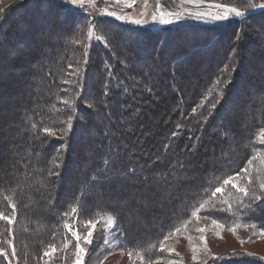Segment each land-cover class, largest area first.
Here are the masks:
<instances>
[{
  "label": "trees",
  "instance_id": "1",
  "mask_svg": "<svg viewBox=\"0 0 264 264\" xmlns=\"http://www.w3.org/2000/svg\"><path fill=\"white\" fill-rule=\"evenodd\" d=\"M13 8L0 15V26L7 23ZM55 8L62 7L58 4ZM61 10L67 16L59 22L71 24L65 25L66 31L61 33L54 23L50 30L44 29L49 37H60L63 43L37 38L36 30H29V19L22 20L26 30L12 37L6 35L7 30H13L11 17L7 30H0L3 47L11 38L48 49L46 54L30 52L15 64H26L30 69L13 86L15 93L20 91L19 97L6 93L0 105L4 112L15 110L13 131H21V136L16 131L19 137L6 133L12 154L10 165H3L8 174L0 177V212L11 216V203L16 205V214L11 234L8 222L0 220V249L7 251L13 243L21 251L20 257L27 251L32 264H41L48 246L57 247L68 240L65 222L96 221L110 215L115 218L122 248L154 253L161 237L191 219L201 204L205 207L198 215L212 217L225 227L241 221L264 230V199L253 201L242 193L230 192L227 186L222 194L212 195L224 179L246 168L261 149L254 139L257 130L264 127V74L248 77L244 63L251 51L247 49L244 57L232 54L231 48L244 22L263 20L264 12L211 26L145 27ZM90 25L100 39L91 41L86 54ZM257 29L254 23L251 30L262 44L264 34ZM196 57L206 62L198 63L204 67L201 71L190 67ZM259 59L264 65V53ZM245 106L252 113L262 112L258 121L247 123L246 131L228 118L224 125L218 120ZM129 113L132 118L124 122L121 116ZM45 128L63 136L45 132ZM110 131L118 136L112 138ZM226 138L233 141L235 151L230 150ZM173 164L175 176L168 174ZM146 166H151L152 188L176 197L175 207L167 208L160 222L147 231L138 218L127 220L126 209V216L114 212L128 201L114 185L132 177L140 181L137 175ZM161 173L168 177L166 181L160 179ZM192 175L194 179L189 178ZM260 177L252 178L257 192ZM221 197L226 200L220 202ZM128 204L133 206L130 200ZM72 208H78V214L72 213ZM129 222L133 225L128 229ZM133 226L141 228L138 236ZM233 254L209 264H263L255 256ZM0 264H5L4 257H0Z\"/></svg>",
  "mask_w": 264,
  "mask_h": 264
},
{
  "label": "rangeland",
  "instance_id": "2",
  "mask_svg": "<svg viewBox=\"0 0 264 264\" xmlns=\"http://www.w3.org/2000/svg\"><path fill=\"white\" fill-rule=\"evenodd\" d=\"M54 1V2H53ZM0 0V15L5 13L8 9L13 8V13L10 14V20L13 21L14 25L12 27V31L8 32L6 29L8 22L10 21L9 18L7 23L5 22L3 26H0V30L2 33L4 31L6 35H10L12 37L14 34H18L20 32H24L26 29L24 27L23 21L29 19L31 28L29 30H36L37 38H45L47 42H51L52 44L57 43V40L60 41V37L58 39L54 37H49L46 33V29L50 30L53 28L52 23L54 25H59L61 33L66 31L65 25L69 24L67 22H59L62 20L63 17L67 16L63 12H61L62 8L64 11H75L84 13L87 17L94 16V17H106L110 19L117 20L123 24L129 25H137V26H145V27H155V26H179L183 24H201L200 20L197 17H183L180 16L179 19L175 20V23L165 25L160 24L159 20V12L156 13L154 11L155 3L153 0H148L144 2H134V3H125L123 0H82V3L79 2L76 5H71L66 2V0ZM176 4L182 3L185 7H190L193 9H206L204 5H200V2L207 3V4H221L230 7H236L238 10L248 11L251 8L252 4H261L264 3V0H172ZM50 2V3H49ZM59 4L60 10L55 8L56 5ZM16 5V7H15ZM55 5V6H54ZM132 5V6H130ZM162 10L167 13V7H162ZM30 13L32 15H30ZM30 15V17H29ZM157 16V21L152 20V16ZM232 16V15H230ZM29 17V18H28ZM93 18V17H92ZM246 18V17H244ZM243 18V19H244ZM69 19V18H68ZM242 19V18H238ZM140 20L142 21L141 24L133 23L132 21ZM236 19H230L227 21H232ZM246 20V19H245ZM226 22V21H225ZM224 23V22H217ZM245 24L239 28V31L236 33L232 49V54L236 53L238 55L244 56L247 53L246 50L249 49L251 51L250 55H248V59L244 63L247 71L248 77L251 79L256 77V73L264 74L263 70V63L259 59L264 53V43L260 44L258 42V37H256L255 33L251 30L253 29L254 23L258 27V31L260 34H264V19L263 20H256V21H246ZM71 25V24H69ZM64 26V27H63ZM44 27L46 29H44ZM77 27L74 26V29ZM39 29V30H38ZM79 29V28H77ZM72 30V29H71ZM257 31V32H258ZM60 32V31H59ZM88 38H87V48L86 54L88 53V47L91 44V41L98 38V33L95 32L90 25L88 27ZM78 33V32H77ZM246 33V34H245ZM123 35H126L124 32ZM36 38V36H34ZM70 37V36H69ZM68 37V39H69ZM213 36H210L211 40ZM62 39V38H61ZM67 39V40H68ZM244 39L245 47L241 45ZM63 40L65 44H69L70 41ZM255 42L254 44H250V41ZM249 43H248V42ZM252 42V43H253ZM63 43V42H62ZM71 43V42H70ZM4 44L0 42V105L3 104L6 93H11L10 96L19 97L20 91L15 93L13 86L18 83L21 78V74L30 69V67L26 64L23 66H18L15 64H19L23 59H25L30 52L33 51H41L45 54L48 52L46 45L42 47H38L35 42H25L19 41L16 42L14 39L9 40L7 46L3 47ZM13 46V47H12ZM232 46V47H233ZM10 47V48H9ZM16 49H15V48ZM13 48V50H12ZM15 49V50H14ZM235 49V50H234ZM139 55H142L141 52H137ZM240 56V57H241ZM239 57V58H240ZM234 60L233 58H230ZM241 58L238 60L240 61ZM206 63L205 60L199 59L196 57L192 60L191 69L195 71H201L204 67L199 65L198 63ZM29 67V68H28ZM149 70H152L153 67L150 65L147 66ZM192 70V71H193ZM258 77V76H257ZM190 79V78H189ZM18 81V82H17ZM248 88V87H247ZM251 91V90H249ZM248 92V90H247ZM242 91L241 94L242 95ZM248 95H252L247 93ZM9 99H12L11 97ZM7 98V99H8ZM18 99V98H17ZM26 99V98H24ZM18 101V100H17ZM22 104H24L25 100H21ZM3 109V108H2ZM0 109V177L3 175L8 174V170H3V165H10V158L12 154V150L10 149V138L7 136V131L10 132L12 135H16V131L19 132V136H21V131L19 128L13 131L14 120L11 117L14 115L15 110L12 108H8L5 110ZM264 113V106L262 108ZM138 111L135 109V112ZM262 113V112H261ZM261 113H252L250 107H246L241 111H237L236 113L232 114L231 112L227 113L226 116H219L218 120L222 125L226 124V118L228 121H232L231 124L239 126L241 129L246 131L247 126L250 124L251 119H254L253 122L259 120V117L262 116ZM133 116L132 113L124 114L121 116V119L124 122L129 121ZM109 121H112L111 117H108ZM96 122L100 124V118H96ZM249 122V124H247ZM258 124H260L258 122ZM232 126V125H231ZM227 129V125L225 126ZM92 126L90 127V129ZM107 130V128H105ZM226 129V130H227ZM230 129V128H229ZM13 131V132H12ZM257 134L255 136L254 141L256 140V144L260 146L259 152H256L251 159V164L248 163L246 168L248 169L247 173L237 172L240 173V176L236 178L235 182L238 183L241 187H249L252 188V178L253 175L261 176L260 182H264V143L261 142L262 135H264V127L257 130ZM57 131H50V133H54V135H62L56 133ZM81 133V132H80ZM118 133L116 131H110V135L113 137H117ZM228 135H231L228 133ZM16 135V137H19ZM100 138V137H99ZM98 139V137H95ZM226 143L230 145V150L235 151V148L231 144L233 141L226 138ZM197 148V145H195ZM210 148V147H209ZM91 148L87 150L88 155L91 154ZM210 151V149H208ZM179 164V163H178ZM172 169L169 170L168 174L175 176L174 172H177L176 165L171 166ZM172 170V172H171ZM150 171L151 166H146L143 168L142 172L137 175L141 177L140 181H136V177H132L131 180H120L116 183V188L119 192H123V195L126 197V200H130L133 202V206L128 204V201H125L124 206L121 209L114 210L115 213L125 215L124 210L126 209L128 212L127 220L130 221V216L133 219H139V224L144 226L143 229L147 231V228L156 225L159 221V217L165 212L168 208H174V202L176 201V197L173 193L174 197L171 195H167V193L157 190L151 181H150ZM9 172L10 169H9ZM232 175L236 177V174ZM149 174V175H148ZM160 179L165 180L168 179L166 175H160ZM171 176V178H172ZM170 177V175H169ZM195 178V175L192 177ZM174 180V178H172ZM249 179L251 180V184H249ZM180 180V178L178 179ZM174 183V182H173ZM109 187V186H108ZM227 187L231 190L230 192L236 193V190L231 187V184L227 185ZM110 188V187H109ZM140 190V192H138ZM170 190V189H169ZM170 192H172L170 190ZM118 193V192H117ZM222 194V193H220ZM229 194H226V196ZM170 196V197H169ZM174 199V200H173ZM221 200H226L225 197L220 198ZM128 205V206H127ZM264 207V205H263ZM110 215H105L103 217H99L96 221V228L93 230V242L91 245H87L83 241V236L87 234L89 228L87 227V221H77L73 219L69 224L72 231H77L81 235V246L86 249L85 254L81 257V264H167V261L172 260L175 261L176 264H209L213 261V257H221L227 253H244L247 255H252L257 257L261 260L264 264V230L257 228L253 225L244 224L241 221L235 222L231 226L217 228L213 225L212 220L214 218L206 216V215H198L192 216L187 222L179 224L174 230L165 234L159 240L158 246L156 247V251L150 253H141L136 250H132L129 248H122L121 241L122 238L119 236V232L117 230L116 221L115 225L111 228L107 225L106 221L108 220ZM112 217V216H111ZM115 219V218H114ZM132 219V220H133ZM218 221V220H217ZM137 221H135L136 223ZM137 222V224H138ZM219 222V221H218ZM64 223V224H65ZM220 223V222H219ZM13 224V223H12ZM10 225V229L12 230L13 225ZM130 225H133L132 222H129L127 226L128 229ZM147 225V226H145ZM139 227V226H138ZM133 226V230L135 231L136 235H139V228ZM235 228V232H231L229 228ZM197 228H204L205 231L203 233H198L196 231ZM66 229V228H65ZM141 229V228H140ZM176 229H179L177 232ZM67 231L68 240L65 243L60 244V246H48L43 252V263L41 264H76L77 260V250H76V240L75 237L72 235V231ZM204 237V240L200 239V236ZM131 236V234H130ZM168 239H165V237ZM135 237V236H134ZM191 237V240H189ZM105 239L108 243H105ZM25 240V239H24ZM161 242H163L164 249L161 250ZM243 242V243H242ZM26 245L29 244L28 241L24 242ZM67 244V247H65ZM195 246L196 251V260H193V251L192 248ZM15 249V256L12 255V250ZM171 248L173 251H168ZM207 248V251H205ZM26 251V250H25ZM7 253V259L4 258L5 264H32L31 260L28 258L29 253L26 251L25 254H22L20 257V252L13 243H10L8 250L5 251ZM49 252L51 253L50 256H45L44 253ZM129 252H132L131 258L129 257ZM137 253H140L138 256ZM19 254V256H18ZM144 254V255H143ZM143 257V262L141 261L140 257ZM36 264V263H33ZM37 264H40L37 262Z\"/></svg>",
  "mask_w": 264,
  "mask_h": 264
},
{
  "label": "snow or ice",
  "instance_id": "3",
  "mask_svg": "<svg viewBox=\"0 0 264 264\" xmlns=\"http://www.w3.org/2000/svg\"><path fill=\"white\" fill-rule=\"evenodd\" d=\"M66 2L71 4V5H76L78 3V0H66ZM79 2L82 3V0H79ZM117 2H118V0H117ZM134 2H135V0H133V3ZM145 2H146V0H145ZM130 6H132V5H130ZM217 7H218V9L220 8V6H217ZM251 8L252 9H255V8L264 9V3L252 4ZM154 11L159 12L160 15H159L158 22L160 24H162V25L163 24H171V23H173L174 21L169 18L171 16L175 15L176 19L180 18L179 15H177L175 13H171V12L165 13L162 10V7H160L159 5H157L155 7ZM204 15H205L204 13H198L197 14L198 18L202 17ZM230 15H234L236 17H240V16H244L245 13L242 12V11L237 10L236 7H230V8H226V9H223L221 11H218V13L216 15L211 16V20L214 21V22L215 21L228 20ZM152 20L153 21H157V16L153 15L152 16ZM132 22L136 23V24H141L142 23V21H140V20H135V21H132ZM97 39H100V38L98 37ZM65 83H66V81H65ZM218 83H219V81H218ZM63 102L65 104L68 103L67 101H63ZM213 107H215V104H213ZM193 112H195V109H193ZM43 131L50 132L51 130L48 129V128H45V129H43ZM173 135H175V133H173ZM261 142L264 143V135H262ZM249 164H251V160H249ZM240 171L243 172V173H247L248 169L244 168V169H241ZM239 176H240V173H237L236 177L229 176L227 179H224L223 184L220 187H216L214 192L212 193V195L215 196L218 193H222L224 191V186H227V185L231 184V187L233 189H235L236 192L242 193L244 197H250V199L253 200V201H261L262 199H264V182H261L259 184V192H257L254 188L250 189L247 186L246 187H241L238 183H236L235 180ZM249 184H251V180L250 179H249ZM8 199H9L8 197H5V200H8ZM240 202L243 203L242 200ZM9 207L12 208V215L9 216V215H5L3 212H0V220H5V221L8 222L9 225H11L13 223L14 219H15L16 205L10 203ZM204 207H205L204 204H201L200 208H198L196 211L192 212V216H194V217L197 216L198 212L201 209H203ZM248 207H251V204H249ZM71 211H72V213H76V214H78V212H79L78 208H72ZM65 215H67V213H65ZM106 223L109 226V228H111V227H113L115 225V219L113 217L109 216V218L106 221ZM212 223L217 228H223L224 227V225L222 223H219L216 219H213ZM64 227L66 229H68L69 231H72V229L70 228L69 224L65 223ZM87 227L89 228V230H88L87 234L83 236V241H84L85 244L91 245L92 242H93V230H95V228H96V222H94L92 220H88L87 221ZM253 227H255V225H253ZM228 230L233 232V233L235 232V228L234 227L233 228H229ZM11 231L12 230L9 229V234H11ZM176 231L178 232L179 229H176ZM196 231L198 233H203L205 231V229L204 228H197ZM72 235H73V237H75V240H76V250H77L76 264H81V257H82L83 254H85L86 249L81 246L80 241H81L82 237H81L80 233L77 232V231H72ZM165 239H168V237L166 236ZM200 239L204 240V237L201 235ZM189 240H191V237H189ZM104 242L108 243V241L106 239H105ZM65 247H67V244H65ZM163 249H164V245H163V242H161V250H163ZM168 251H173V249L169 248ZM192 251H193L192 259L196 260L197 257L195 255V251H196L195 246H193ZM205 251H207V248H205ZM12 255L15 256V249L14 248L12 250ZM44 255L45 256H50L51 253L45 252ZM137 255L139 256L140 253H137ZM233 255H239V254H235L234 253ZM131 256H132V252H129V257L131 258ZM0 257H4L5 259L8 258L7 257V253L5 252L4 249H0ZM140 258H141V261L143 262L144 258L142 256ZM212 259L215 262V261L221 260L222 257H213ZM167 264H176V262L172 261V260H169V261H167Z\"/></svg>",
  "mask_w": 264,
  "mask_h": 264
},
{
  "label": "water",
  "instance_id": "4",
  "mask_svg": "<svg viewBox=\"0 0 264 264\" xmlns=\"http://www.w3.org/2000/svg\"><path fill=\"white\" fill-rule=\"evenodd\" d=\"M164 1H167V0H164ZM200 5H204L206 9H204V10L193 9V8L185 7V6H181V5H179V6L173 5V7H171V8L167 7V13L171 12V13H175V14L179 15V17L183 16V17H192V18L193 17L198 18V16H197L198 13H204L205 15L202 17H199L198 19L200 20L201 24L207 25V26L214 25L217 22L227 21V20H224V21H215L214 22L211 20V16L216 15L218 13V11H221V10L226 9V8H230V6L221 5V4H207V3H203V2H200ZM217 6H220V8L218 9ZM239 11H242V10H239ZM262 11H264V9H260V8L250 9L248 11H242L245 13L244 16L236 17V16L232 15V16H229L228 20L248 17L251 15L257 14L259 12H262ZM174 17L176 20L175 15H174ZM173 23H175V22H173ZM173 23H171V24H173ZM165 25H169V24H165Z\"/></svg>",
  "mask_w": 264,
  "mask_h": 264
},
{
  "label": "bare ground",
  "instance_id": "5",
  "mask_svg": "<svg viewBox=\"0 0 264 264\" xmlns=\"http://www.w3.org/2000/svg\"><path fill=\"white\" fill-rule=\"evenodd\" d=\"M125 3H133V0H123ZM144 2L145 0H135V2ZM146 1H148V0H146ZM180 1H185L186 2V0H180ZM153 2L155 3V7L157 6V5H159L160 7H168V8H171V7H173V5H175V6H179V5H181V6H183V4L182 3H179V4H176L175 2H173L172 0H167V1H164V0H153ZM154 7V8H155ZM156 12V11H155ZM264 11H262V12H259V14L260 13H263ZM156 13H158V12H156ZM258 14V13H257ZM172 17V18H171ZM171 17H169L170 19H172L174 22H175V17L174 16H171Z\"/></svg>",
  "mask_w": 264,
  "mask_h": 264
}]
</instances>
